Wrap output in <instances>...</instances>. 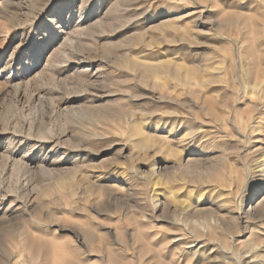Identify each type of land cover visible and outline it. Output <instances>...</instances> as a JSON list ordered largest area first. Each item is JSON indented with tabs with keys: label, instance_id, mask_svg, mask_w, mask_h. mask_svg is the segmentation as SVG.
Masks as SVG:
<instances>
[{
	"label": "rangeland",
	"instance_id": "1",
	"mask_svg": "<svg viewBox=\"0 0 264 264\" xmlns=\"http://www.w3.org/2000/svg\"><path fill=\"white\" fill-rule=\"evenodd\" d=\"M263 34L264 0H0V264H227L158 244L201 206L248 251L264 234V213L242 212L264 195ZM225 175L242 185L220 209Z\"/></svg>",
	"mask_w": 264,
	"mask_h": 264
},
{
	"label": "bare ground",
	"instance_id": "2",
	"mask_svg": "<svg viewBox=\"0 0 264 264\" xmlns=\"http://www.w3.org/2000/svg\"><path fill=\"white\" fill-rule=\"evenodd\" d=\"M230 21H224L223 25L229 24ZM223 36L227 37L228 39L235 37V35H228L226 32L223 34ZM264 36V34H263ZM234 41L239 44L238 38H234ZM243 43V42H242ZM239 50L241 46H238ZM236 64V62H235ZM264 66V62H263ZM195 68L193 67L192 72H195ZM191 70H189L190 72ZM259 72H257L258 74ZM256 74V76H257ZM254 75V74H251ZM256 76L252 80V87L261 89L260 93L262 94L264 98V71L260 73V75L256 78ZM194 78L189 77L185 81V84L189 85L192 84ZM210 82L212 78L209 79ZM190 84V85H191ZM201 84L203 86L207 85L206 81H202ZM162 177H158V181H161ZM240 185H242V182L239 178L233 175H225L223 176L218 183H216V186L222 190V194L220 195L221 199L216 200L217 207L220 209H223V205L228 201L227 198L223 197L226 194H231L239 189ZM214 198V197H213ZM260 206L258 209H256L253 206H250L248 210H243V214H245V217L247 219V222L251 220L252 214L256 211H261L264 213V195L260 198ZM163 206V209H165L164 202L160 204V206ZM203 205V204H202ZM161 206V207H162ZM252 208V209H251ZM162 209V211H163ZM208 207H197L193 210L188 211L186 214L183 213L182 215L172 212L169 217L167 218L164 213L160 215L161 218L166 219L170 224H177L182 225L183 228L176 229L175 227L169 228V229H161L160 231L163 232V234L166 232L167 237L161 236L158 238V244L161 246V248L166 247L165 244H171L175 248L181 249L180 245L183 243H190L191 247H195L197 250L195 252H200V255L206 254L208 249L213 250L215 252L216 250L220 251L221 253L226 254L225 259L228 258L227 264H252L256 263L258 257L260 255H256V252L258 250L263 249L264 247V234L263 233H256L253 232V229L249 231V237L246 240V247L248 248V251H244L242 253L239 252V250L235 246V242H237L236 236L238 235V231H241V228L238 227L237 229H234L232 225H229V223L226 222L223 215L216 213L215 211L208 212ZM242 210V209H241ZM232 214V213H231ZM186 215V216H185ZM243 217V216H242ZM192 221L193 226L188 227V224L185 221ZM216 227L220 230L224 231L223 235H219L212 231V229ZM245 231L248 230L250 227L245 226ZM91 235V234H90ZM241 241H238L237 243H240ZM199 246V248H198ZM202 249V251H201ZM236 249L238 251H236ZM176 250V249H175ZM176 252V251H175ZM172 253L171 255H176L177 253ZM179 253V252H178ZM250 254V255H248ZM159 258L161 260H164L163 252H159ZM250 256L249 261L245 258H248ZM201 256L198 258L199 262H203ZM264 257V255H262ZM183 262L187 264V262L190 260L189 256L184 255ZM264 262L263 260H261ZM182 262V263H183ZM225 263V262H223ZM264 264V263H263Z\"/></svg>",
	"mask_w": 264,
	"mask_h": 264
}]
</instances>
